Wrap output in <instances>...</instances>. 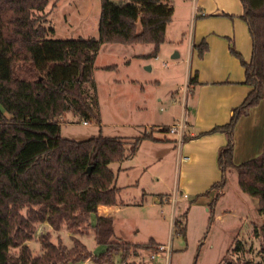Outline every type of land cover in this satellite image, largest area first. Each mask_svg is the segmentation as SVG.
Segmentation results:
<instances>
[{"label":"trees","instance_id":"obj_1","mask_svg":"<svg viewBox=\"0 0 264 264\" xmlns=\"http://www.w3.org/2000/svg\"><path fill=\"white\" fill-rule=\"evenodd\" d=\"M241 2L251 60L246 62L233 46L230 52L241 61L251 91L227 124L206 133L227 135L218 154L222 177L213 186L217 194L210 205V225L231 167L264 218V153L239 165L234 162L236 127L264 100V0ZM56 6L49 8V0H0V107L6 112L0 108V264H114L116 257L126 262L159 244L154 239H117L114 218L99 216L98 208L118 203L120 188L111 165L134 155L151 135L131 141L102 135L77 141L62 136L61 122L72 114L87 124H102L94 78L98 51L103 45H153V52L143 57H157L174 8L162 0H101L98 38L59 40L48 38L54 33L48 17ZM195 49L202 58L209 46L203 40ZM195 83L191 79L190 87ZM43 224L56 233L65 229L74 246L54 243L48 232L39 239L42 254L35 256L29 242ZM90 230L96 243L106 247L100 255L78 238ZM186 232L185 221H176L174 235L185 238ZM255 236L262 240L261 262L255 264H264V223L255 228ZM247 246L245 240H236L223 264H240Z\"/></svg>","mask_w":264,"mask_h":264},{"label":"crops","instance_id":"obj_2","mask_svg":"<svg viewBox=\"0 0 264 264\" xmlns=\"http://www.w3.org/2000/svg\"><path fill=\"white\" fill-rule=\"evenodd\" d=\"M55 2L54 11L61 0H50L49 8ZM82 2L86 7L85 17L93 12L99 18L100 0ZM162 3L174 8L173 21L167 28L162 48L171 46L177 50L172 56L175 61L172 72L178 69L183 72L181 79L189 94L186 99L184 90L181 97L176 92L153 94L152 89L147 91L149 83H141L140 78L120 80L119 74H113V70L118 69L116 65L95 67L94 78L102 118V124L98 126H104L105 115L121 121L109 122L117 127L124 126V117L137 118L132 122L137 129H107L110 134L99 135L126 141L144 134L151 135L142 140L134 155L122 163H115V169L111 165L117 175L116 186L120 188L118 203L100 206L98 215L114 218L117 237V216L126 208L164 207L161 214L164 215L165 210L168 213L164 219L169 232L153 234L149 240L154 239L159 245H172L168 264H193L196 255L195 264H223L236 240L255 244L256 239H260L255 236V228L264 223L256 201L242 191L238 172L233 167L226 171V184L214 207L215 218L211 225L209 222L210 205L217 194L213 186L222 177L218 154L227 144V135L206 133L216 126L227 124L233 109L239 107L250 93L251 88L245 84V70L239 59L231 54L230 47L233 46L246 62H250L252 41L248 26L241 18L244 12L241 0H192L190 6H185L186 15L190 17V21L186 17L184 19L185 30L179 22L174 25L176 7L179 6L176 0H162ZM188 26L190 34L186 36ZM203 40L209 49L200 58L195 46ZM150 46V49L142 48L141 52L127 56V64L132 59L152 53L154 46ZM177 53L179 57L174 58ZM194 78L196 83L190 87V80ZM156 103H164L167 110ZM159 111L167 112L166 120L165 116L158 115ZM182 117L187 122L184 136L187 140L179 144L178 136L164 131V128L169 129ZM234 139L236 165L264 153V100L242 116ZM175 193L179 197L173 202ZM184 194L189 198H183L181 195ZM185 213L187 216L183 218ZM180 219L185 221L187 232L185 238L176 236L182 241L175 244L173 226ZM117 239L135 243L123 237ZM150 253L142 251L133 254L126 262L120 259V264H164L162 257L151 261Z\"/></svg>","mask_w":264,"mask_h":264},{"label":"rangeland","instance_id":"obj_3","mask_svg":"<svg viewBox=\"0 0 264 264\" xmlns=\"http://www.w3.org/2000/svg\"><path fill=\"white\" fill-rule=\"evenodd\" d=\"M50 1V0H49ZM187 1V2H186ZM192 0H176V4L182 6L176 7L174 25H178V22L184 28V19L188 18L190 21V17H188L187 10H185V6L188 7L189 2ZM53 4V3H52ZM174 6V5H172ZM101 7V0H100ZM187 9V8H186ZM86 7L82 0H61L58 5L57 10L50 14L48 17L49 25L54 29V33H50L48 38L59 39V40H79V39H89V38H98L99 36V18L91 12V16L85 17ZM47 11V10H46ZM94 15V16H93ZM174 16V15H173ZM84 18L86 20H84ZM173 25V26H174ZM175 28V27H174ZM186 36L190 34L189 26L185 31ZM150 45H133V46H124V45H104L100 48L97 54L95 67H102L104 65H116L118 67L117 71L113 70V74L118 75L120 80H126L127 77L136 79L140 78V81L143 84L149 83V88L153 90V94H165L167 95L169 92H176L179 97L184 90L183 81L181 79V70L178 69L176 72H172V65L175 62L172 59L173 54L175 53L174 48L171 46H165V48H161L163 51L159 57L154 58H144L138 57L132 59L131 62L127 64L126 59L127 56L134 55L138 52H141L142 48L150 49ZM110 49H113L111 51ZM165 49V52H164ZM133 57V56H132ZM240 65L241 61L239 60ZM167 64V66H165ZM116 71V72H114ZM154 82V83H150ZM155 82H158L155 83ZM174 89V90H173ZM158 102V101H157ZM105 103V102H104ZM103 103V104H104ZM159 107L162 106L164 110H167V105L156 103ZM105 106V105H104ZM2 109V107H0ZM3 110V109H2ZM4 111V110H3ZM5 112V111H4ZM6 113V112H5ZM158 115L165 116V120L167 119V112H158ZM122 119V118H121ZM137 118L135 116L132 117H124L122 123L124 126H112L109 122H121L117 121V119L112 118L111 116L105 115V124L103 127H99L97 124H89L85 126L83 121L79 119L77 116L69 114L61 122V133L64 138L72 139V140H86L92 136H96L99 134H110L107 129H137L133 127V123ZM134 120V121H133ZM166 122V121H165ZM168 122V121H167ZM178 123V122H177ZM176 123V124H177ZM175 124V123H174ZM173 124V125H174ZM175 124V125H176ZM87 125V124H86ZM172 126V125H171ZM102 129V131H101ZM117 165V164H116ZM113 164V168L116 166ZM164 207L150 205L145 208L142 207H131L126 208L124 212L117 217L119 218L116 222L117 227V237L116 238H125L127 240H132L135 243H146L149 241L153 234L162 235L169 230L166 228L167 221H165L164 217L167 216V211L164 215L161 214V210ZM92 222H95V217ZM155 224V225H153ZM48 232H52L49 226L45 224L39 226L38 231L36 233V237L29 242V246L35 256H39L42 254L41 244L39 239L41 236L45 235ZM53 237L52 241L54 243L62 242L63 245H66L68 248H72L74 246V242L70 236V234L65 230H61L60 232H52ZM174 237V236H173ZM78 238L82 241L84 245L87 246L88 250L92 252L94 255H100L106 250V247L103 245H98L95 241V234L92 230L86 233L83 236H78ZM181 238H174V242H181ZM262 244L261 238L259 240L256 239L255 244L248 243L246 253L240 255L239 263L240 264H255L261 262L260 256V247ZM147 259V256H145ZM120 257H116L114 260V264H120ZM197 260V255L195 256V261ZM69 264H95L91 261L87 262H79V263H69Z\"/></svg>","mask_w":264,"mask_h":264},{"label":"built area","instance_id":"obj_4","mask_svg":"<svg viewBox=\"0 0 264 264\" xmlns=\"http://www.w3.org/2000/svg\"><path fill=\"white\" fill-rule=\"evenodd\" d=\"M165 66H167V64H165ZM189 94V90H188V87H186L184 89V99L187 98V95ZM84 124H87V122H84ZM187 127V122H186V119L185 117H182L178 123L176 125H172L168 131L169 133L171 134H175L178 136V142L179 144L183 142L184 140V136H185V129ZM183 198H189L188 195L184 194V195H181ZM179 197V194L178 193H175L172 197V201L175 202L177 200V198ZM175 226V224H174ZM174 226H173V229H174ZM172 253V245L169 243V244H166V245H158L157 248L153 251H151L150 253V258H151V261L155 262V260L159 257H162L164 258V264H168V259H169V256L171 255ZM154 264V263H152Z\"/></svg>","mask_w":264,"mask_h":264},{"label":"water","instance_id":"obj_5","mask_svg":"<svg viewBox=\"0 0 264 264\" xmlns=\"http://www.w3.org/2000/svg\"><path fill=\"white\" fill-rule=\"evenodd\" d=\"M177 57H179V54H178V53L175 55L174 58H177ZM88 173H89V174L91 173V169H88Z\"/></svg>","mask_w":264,"mask_h":264}]
</instances>
